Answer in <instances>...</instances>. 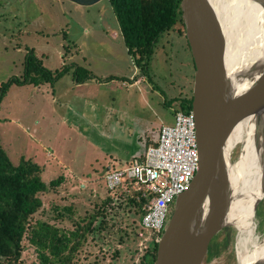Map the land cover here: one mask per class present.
Masks as SVG:
<instances>
[{
  "label": "rangeland",
  "instance_id": "374dc122",
  "mask_svg": "<svg viewBox=\"0 0 264 264\" xmlns=\"http://www.w3.org/2000/svg\"><path fill=\"white\" fill-rule=\"evenodd\" d=\"M254 8L257 21L262 22V8L256 3ZM29 51L48 70L74 64L98 80L92 84V93H81L80 116L84 121L76 124L71 123L75 113L67 105L79 100L78 93L72 91V71L53 85H13L0 104L1 144L13 164L19 165L35 153L37 159L33 160L44 167L45 183L65 179L59 192L42 196L44 213L38 218L73 230L75 222L95 213L111 197L113 209L106 207L108 225L89 235L76 264H143L152 238L148 232L140 236L142 217L134 204L119 196L123 189L108 190L104 165L109 162L108 151L113 144H95L97 134L90 120L95 110L103 123L115 117L124 124L141 118L140 122L148 124L155 134L164 125L173 126L179 100L191 98L194 88L195 63L186 36L171 30L158 40L149 63L150 79L128 55L109 0L91 7L67 0H0V87L24 75ZM137 77L144 82L134 85ZM105 128L101 127L103 136ZM241 148V144L236 146L233 164ZM122 155L117 152L113 156ZM126 193L131 195L132 191ZM54 206L65 214L64 222L55 221ZM65 208H71L73 214ZM255 223L257 239L263 242L264 201L258 206ZM229 228L213 238L210 246L218 253L203 264H239L237 230ZM247 246L249 250L253 247L251 242ZM24 260L39 264L34 247L26 250Z\"/></svg>",
  "mask_w": 264,
  "mask_h": 264
},
{
  "label": "water",
  "instance_id": "95a60500",
  "mask_svg": "<svg viewBox=\"0 0 264 264\" xmlns=\"http://www.w3.org/2000/svg\"><path fill=\"white\" fill-rule=\"evenodd\" d=\"M67 1L91 7L103 0ZM250 1L264 14V0ZM181 8L195 63L192 114L200 165L190 188L175 200L173 214L158 243L155 264H203L213 238L234 227L228 221L233 152L228 154L226 145L231 128L241 121L248 120L253 126L262 172L256 214L264 201V26L249 52L253 56L230 70L227 40L211 2L181 0ZM250 264H264V255Z\"/></svg>",
  "mask_w": 264,
  "mask_h": 264
},
{
  "label": "trees",
  "instance_id": "16d2710c",
  "mask_svg": "<svg viewBox=\"0 0 264 264\" xmlns=\"http://www.w3.org/2000/svg\"><path fill=\"white\" fill-rule=\"evenodd\" d=\"M109 2L119 23L128 55L138 69L150 78L149 63L158 40L171 30L178 31L179 35H185L181 0H109ZM72 70L79 83L96 78L89 70L74 64L54 72L48 70L35 53L29 51L24 75L12 78L1 85L0 104L13 85L42 83L53 85ZM192 102L193 97L179 100L175 111L192 112ZM43 172L44 168L32 160L22 159L19 165H14L3 149L0 139V264H26L24 253L30 247L36 249L39 264H76L89 235L108 225L106 218L109 212L106 207L113 209L111 197L107 198L104 205L98 207L95 213L75 222L73 230L65 229L57 222H64L66 218L57 206H54L55 221L59 225L38 218L40 213H44L42 196L49 192H59L58 188L65 182L63 177H59L47 184L42 179ZM129 188L132 191L131 195H127L124 190L118 194L134 204L138 210L137 214L142 217L148 200L141 196V192L132 190L131 185ZM66 211L73 214L71 208H65ZM99 218L102 220L97 227ZM227 230L230 231V228L224 231ZM157 250L158 243L153 242L152 247L142 257V263L155 264ZM217 253V249L210 246L206 260H210Z\"/></svg>",
  "mask_w": 264,
  "mask_h": 264
},
{
  "label": "bare ground",
  "instance_id": "6f19581e",
  "mask_svg": "<svg viewBox=\"0 0 264 264\" xmlns=\"http://www.w3.org/2000/svg\"><path fill=\"white\" fill-rule=\"evenodd\" d=\"M218 15L219 25L227 40L226 63L236 69L254 53L264 22L257 21L254 3L250 0H209ZM258 53L255 51V56ZM250 122V121H249ZM246 121L236 123L227 140L228 154L242 145L237 162L231 165L232 196L228 221L237 230L239 264H250L264 255V241L256 236L255 206L262 193L261 166L253 137V126ZM258 241L260 243H258ZM252 244L251 250L247 244Z\"/></svg>",
  "mask_w": 264,
  "mask_h": 264
},
{
  "label": "built area",
  "instance_id": "2783aa9c",
  "mask_svg": "<svg viewBox=\"0 0 264 264\" xmlns=\"http://www.w3.org/2000/svg\"><path fill=\"white\" fill-rule=\"evenodd\" d=\"M174 125L159 130L156 143L150 145L143 158L106 175L108 190L141 192L148 200L141 219L143 238L150 233L159 243L171 219L175 200L191 186L200 165L196 121L192 114L174 111ZM126 189V190H125Z\"/></svg>",
  "mask_w": 264,
  "mask_h": 264
},
{
  "label": "crops",
  "instance_id": "0c3cea01",
  "mask_svg": "<svg viewBox=\"0 0 264 264\" xmlns=\"http://www.w3.org/2000/svg\"><path fill=\"white\" fill-rule=\"evenodd\" d=\"M74 70H72L73 72ZM70 73V72H69ZM137 79V81L135 80ZM134 85L143 83L144 81L141 78H135ZM98 81L96 78H90L86 80L85 82L79 83L78 80L73 75V92L78 93L79 100L78 103L67 104L71 111H73L75 114H71L72 118H74V121L71 123H78V121H84L83 116H80L82 108L81 106V93L86 94L88 91L92 93V90L95 83ZM100 82V81H99ZM84 98V97H83ZM70 102V101H69ZM135 118V117H134ZM141 118H136L133 121L134 123H127L121 122L118 117H115V119H109V121H105V123L101 122L100 115L96 114V111H93L92 119L90 120L91 128L96 131L97 139L95 140V144L101 146L103 142H105L106 147L109 145V143H112L113 146L110 147L108 153L110 154L109 162L107 161L105 163V175L108 173L117 170L118 168H115L117 165H130L132 162L143 158L148 147L154 143H156L159 135L158 133H151L148 128V124H142L140 122ZM141 124V125H139ZM102 126H106L107 128L104 129V136L103 131L101 129ZM130 127V129L128 128ZM100 132L102 135H100ZM122 134H125V137L122 136ZM35 139V138H33ZM36 140V139H35ZM2 145V144H1ZM41 145V144H40ZM3 147V145H2ZM104 147V146H103ZM4 149V147H3ZM5 150V149H4ZM6 151V150H5ZM7 152V151H6ZM120 152L123 155L122 156H113L115 153ZM34 156L29 157L26 160H33V157L37 159V156L35 153H33ZM9 156V155H8ZM25 159V158H23ZM35 162V161H34ZM37 163V162H35ZM38 164V163H37ZM40 165V164H39ZM41 166V165H40ZM43 167V166H42ZM44 168V167H43ZM106 179V176H105Z\"/></svg>",
  "mask_w": 264,
  "mask_h": 264
},
{
  "label": "flooded vegetation",
  "instance_id": "af4514ba",
  "mask_svg": "<svg viewBox=\"0 0 264 264\" xmlns=\"http://www.w3.org/2000/svg\"><path fill=\"white\" fill-rule=\"evenodd\" d=\"M223 232V231H222Z\"/></svg>",
  "mask_w": 264,
  "mask_h": 264
}]
</instances>
